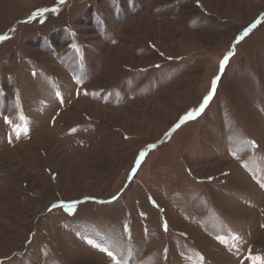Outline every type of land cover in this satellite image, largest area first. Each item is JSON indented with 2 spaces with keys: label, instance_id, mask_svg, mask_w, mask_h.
Wrapping results in <instances>:
<instances>
[{
  "label": "rangeland",
  "instance_id": "obj_1",
  "mask_svg": "<svg viewBox=\"0 0 264 264\" xmlns=\"http://www.w3.org/2000/svg\"><path fill=\"white\" fill-rule=\"evenodd\" d=\"M250 256L264 0H0V264Z\"/></svg>",
  "mask_w": 264,
  "mask_h": 264
},
{
  "label": "snow or ice",
  "instance_id": "obj_2",
  "mask_svg": "<svg viewBox=\"0 0 264 264\" xmlns=\"http://www.w3.org/2000/svg\"><path fill=\"white\" fill-rule=\"evenodd\" d=\"M61 3H63V0H61ZM228 59H229V56L226 55V56L224 57L223 61L221 62V68H223L224 65L227 64ZM215 84H216V82L213 81V91L215 90ZM210 99H211V93L209 94L208 97L205 98V100H204V105H206ZM200 110H201V111L203 110V105L201 106V109H200ZM191 118H193V114L190 113V114H189L188 116H186L184 119H185V120H188V119H191ZM143 155H144V154L141 153V157H143ZM249 259L252 260L253 264H264V260H262V258L259 257V256H250Z\"/></svg>",
  "mask_w": 264,
  "mask_h": 264
}]
</instances>
